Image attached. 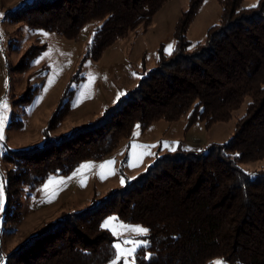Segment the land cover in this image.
<instances>
[{"label":"trees","instance_id":"obj_1","mask_svg":"<svg viewBox=\"0 0 264 264\" xmlns=\"http://www.w3.org/2000/svg\"><path fill=\"white\" fill-rule=\"evenodd\" d=\"M169 1L32 0L9 17L70 39L96 22L85 59L98 61L118 40L140 27L146 31ZM243 1L219 0L220 22L208 29L204 42L192 45L188 32L205 0H189L170 56L161 53L157 67L94 122L51 136L71 111L74 76L51 117L45 143L7 156L8 207L18 219L24 187L34 191L52 175L102 160L130 139L137 125L145 131L156 121L186 117L189 127L203 121L211 128L245 106L230 140L206 152L180 149L159 158L102 203L44 227L7 257L8 264H108L116 239L101 225L112 214L149 230L135 264H210L217 258L264 264V169L242 167L264 161V0L249 8ZM45 49L30 46L19 68H28Z\"/></svg>","mask_w":264,"mask_h":264},{"label":"rangeland","instance_id":"obj_2","mask_svg":"<svg viewBox=\"0 0 264 264\" xmlns=\"http://www.w3.org/2000/svg\"><path fill=\"white\" fill-rule=\"evenodd\" d=\"M31 1L0 0V105L5 102L8 105L7 110L0 107V114L7 118L3 125L4 139L0 140V185L3 193L0 210V264H8L7 257L10 254L44 227L62 219L65 214L83 211L93 204L102 203L113 191L127 187L159 158L174 154L180 149L206 152L212 144L228 142L235 132L237 120L245 113L243 106L230 121L216 123L211 128H207L203 121L189 127L186 117L174 122L156 121L145 131L136 127L134 132H138V135L133 134L130 139L123 140L112 154L102 160H87L70 174L52 175L34 191L24 187L19 199L20 215L15 219L14 207H8L6 184L11 165L7 156L12 151L42 146L45 143L51 117L76 75L77 79L73 81L75 96L72 110L59 127L51 132V136L70 134L101 117L107 108L126 96L148 72L157 67L161 53L170 56L166 54L165 48L172 44L175 49L177 22L182 12L189 7V0L169 1L154 15L153 23L146 31L140 27L127 38L118 40L107 48L100 60L94 61L85 59V55L90 50L89 41H92L96 22L88 23L77 38L70 39L41 28H31L9 17L11 12ZM258 3L259 0H244L242 7L249 8ZM221 11L219 0H205L188 32V40L192 45L206 40L208 29L220 22ZM44 33L48 35L45 36ZM32 45L36 48L45 45L46 49L28 68L20 69L21 60ZM45 53L49 55L45 56ZM38 60L39 63L36 62ZM90 75L95 77L91 83ZM133 142L156 145L150 149L155 155H144L139 166L129 167V164L137 162L131 149ZM163 142L176 150L162 147ZM112 159L115 160V175L108 174L106 179H101L95 170L88 171L83 185L82 176L68 179L86 162L99 165ZM242 167L250 172L264 169V161L243 164ZM121 177L124 178L123 184ZM60 179H64L65 183L55 186L56 194L53 195L51 189L45 191L49 180ZM50 196L52 199L49 203L47 201ZM109 217L117 218L114 214L109 215L103 223ZM118 221L124 223L119 219ZM130 236V233L124 234L125 238ZM114 238L117 243L118 237ZM133 238L145 241L144 237ZM216 260L225 261L217 258L210 264Z\"/></svg>","mask_w":264,"mask_h":264},{"label":"snow or ice","instance_id":"obj_3","mask_svg":"<svg viewBox=\"0 0 264 264\" xmlns=\"http://www.w3.org/2000/svg\"><path fill=\"white\" fill-rule=\"evenodd\" d=\"M257 5L253 4L250 5V7H256ZM45 36H47V33H44ZM92 41H89V44H91ZM174 51L173 45L169 44L165 48V52L168 55H171ZM45 56L49 55V53H45ZM43 58V57H42ZM39 63V60L36 61ZM135 75V73H133ZM95 80L94 76L89 77V83L93 82ZM123 95V93H121ZM119 99V96L117 97ZM4 110L8 109L7 103H3L0 105ZM6 116L3 114H0V140L4 139L3 136V125L6 121ZM137 129L140 127L139 125L136 126ZM138 132H134V136L138 135ZM156 147V145H140L135 142L132 143L131 149L133 152V156L135 157L136 161L135 163L129 164V167H137L139 166V163L143 161L144 155H155V153L151 152V148ZM162 147L168 148L171 151H175V147L169 145L167 142H163ZM238 155V154H237ZM115 164V160H109L105 161L99 165L94 164L93 162H86L85 164L81 165L80 168H78L74 173L73 177H69L68 179L75 178L76 176H82L81 183L82 185L86 183V173L88 171H96V174H99L101 176V179H106L108 174L115 175L116 170L113 167ZM134 179V177H133ZM65 183L64 179L60 180H49V182L45 185V191H49L51 189L52 194L57 193L56 185H62ZM121 183H124V178L121 177ZM52 196L49 197L47 202H51ZM3 205V193H2V185H0V210H2ZM102 228L107 229L112 232V234L116 237H118V242L113 244V248L115 249V257L110 262V264H121V261L123 264H135V254L137 253L138 249H141L146 246L147 241L135 239L133 237H145L148 235L149 230L147 228H144L142 226H132V225H126L124 223H121L118 221V218L116 217H109L104 223L101 225ZM130 233L131 236L129 238H125L124 234ZM125 245H132V247H124ZM132 258L131 260L129 258ZM150 258V257H146ZM213 264H227L226 261L222 260H216L213 262Z\"/></svg>","mask_w":264,"mask_h":264},{"label":"crops","instance_id":"obj_4","mask_svg":"<svg viewBox=\"0 0 264 264\" xmlns=\"http://www.w3.org/2000/svg\"><path fill=\"white\" fill-rule=\"evenodd\" d=\"M75 96V95H74ZM74 98V97H73ZM72 105H73V103H72ZM71 110H72V108H71Z\"/></svg>","mask_w":264,"mask_h":264}]
</instances>
